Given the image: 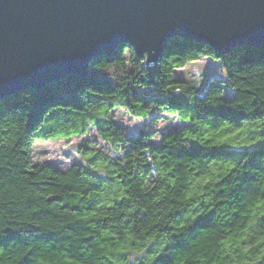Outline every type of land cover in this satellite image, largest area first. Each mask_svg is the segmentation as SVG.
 Here are the masks:
<instances>
[{"label": "trees", "instance_id": "1", "mask_svg": "<svg viewBox=\"0 0 264 264\" xmlns=\"http://www.w3.org/2000/svg\"><path fill=\"white\" fill-rule=\"evenodd\" d=\"M200 58L224 79L175 77ZM114 109L182 125L153 142L156 130L127 135ZM91 128L120 155L33 161L35 141ZM0 264H264V48L219 54L175 37L149 68L122 43L87 77L2 98Z\"/></svg>", "mask_w": 264, "mask_h": 264}, {"label": "water", "instance_id": "2", "mask_svg": "<svg viewBox=\"0 0 264 264\" xmlns=\"http://www.w3.org/2000/svg\"><path fill=\"white\" fill-rule=\"evenodd\" d=\"M175 37L264 48V0H0V100L87 77L122 43L152 68Z\"/></svg>", "mask_w": 264, "mask_h": 264}, {"label": "rangeland", "instance_id": "3", "mask_svg": "<svg viewBox=\"0 0 264 264\" xmlns=\"http://www.w3.org/2000/svg\"><path fill=\"white\" fill-rule=\"evenodd\" d=\"M175 77L198 85L201 82L224 79V71L218 62L209 58H200L177 70ZM231 95V90L224 92L225 97ZM111 114L115 123L123 126L129 136H134L142 128L149 131L156 130L157 135L152 138L153 142H159L160 134L182 125L175 116L164 113L155 116L156 122L134 118L120 109L112 110ZM95 151L111 157L120 155L97 134L94 128H91L86 134L69 139L35 141L32 145V159L34 162L48 163L64 170L73 164L84 165L87 157Z\"/></svg>", "mask_w": 264, "mask_h": 264}]
</instances>
